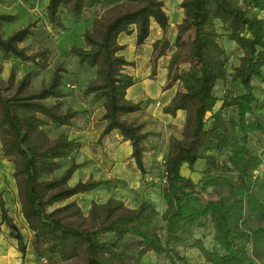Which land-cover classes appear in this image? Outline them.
Masks as SVG:
<instances>
[{
	"label": "trees",
	"instance_id": "16d2710c",
	"mask_svg": "<svg viewBox=\"0 0 264 264\" xmlns=\"http://www.w3.org/2000/svg\"><path fill=\"white\" fill-rule=\"evenodd\" d=\"M183 0L184 18L179 25L185 55L191 58L189 69L180 71L184 54L177 50L169 65L165 89L181 82L163 110L175 115L187 112L180 137L170 136L161 196L166 209L160 215L156 206L142 200L129 208L121 199L111 197L104 203L93 201L88 214L74 198L99 187L119 185L118 179L69 182L80 167L73 154L81 144L68 133L51 137L53 127H74L76 119L103 107L106 122L99 143L114 131L132 145L131 157L143 175L149 170L145 153L147 142L160 138L161 131L146 130L147 120L129 119L144 114V103L127 99L136 79L127 71L133 61L123 54L122 34L136 35V46L149 39L155 23L163 36L152 43L151 76L157 73L159 59L171 48L166 37L170 19L162 0H48L47 18L56 30H66L60 14L66 8L75 21L90 9L112 5L94 20L92 30L84 33L87 48L72 47L70 54L81 67L95 68L96 78L84 89L89 105L81 110L63 111L50 99L64 97L63 83L68 69L58 65L48 83L34 91L32 80L45 68L42 59L48 51L29 53L22 46L34 32V23L5 36L0 32V51L5 59H19L36 65L21 79L14 69L6 80L0 78V139L3 155L14 163L21 214L32 232L26 239L10 214L4 192H0V217L14 232L23 261L29 249L44 264H142L152 252L171 264H193L183 255L181 246H197L211 264H264V149L255 151L251 135L264 134V102L256 94L254 83L264 84V0ZM15 15L0 14V21L12 22ZM242 52L231 73V82L239 89L222 98L215 93L220 80L228 76L226 49L222 36ZM231 109L229 117L225 116ZM261 114H260V113ZM259 114V115H258ZM255 116L248 120V116ZM155 124H157L155 122ZM157 149V146H150ZM218 154H225L221 165ZM71 163L60 176H54L61 160ZM204 161V176L198 182L183 172L184 165L196 171ZM236 172V179L225 176ZM163 178V177H162ZM212 185H227L231 193L215 199L204 198ZM71 200V201H68ZM68 201V202H66ZM162 225L157 223V220ZM210 220L217 247L207 249L195 237V229ZM180 261V263H179Z\"/></svg>",
	"mask_w": 264,
	"mask_h": 264
},
{
	"label": "rangeland",
	"instance_id": "374dc122",
	"mask_svg": "<svg viewBox=\"0 0 264 264\" xmlns=\"http://www.w3.org/2000/svg\"><path fill=\"white\" fill-rule=\"evenodd\" d=\"M164 3L165 11L170 19V27L167 31L166 37L171 42V48L168 50L165 56L159 59L156 76L161 81L166 78V84L168 83L167 74L169 71V65L174 58L177 50L181 53H185L186 47L183 44V40L187 37L182 36L178 41L179 25L184 18V10L181 6L183 0H162ZM238 3H242L241 0H236ZM48 0H0V14L15 15L16 20L12 22L0 21V32L5 36H9L11 33L25 27L28 24L34 23L33 34L22 43V46L28 48L29 53L40 52L47 50V56L42 59V63L45 68L38 71L32 80L30 90L34 91L39 89L42 84L48 83L51 79L52 73L58 65L63 64L68 69L65 75V81L63 83L64 97L59 100L50 99L49 103L58 102L63 111L67 110H81L86 108L89 103L88 99L84 97L83 91L86 86L96 78L95 68L81 67L78 64L77 58L70 54L72 47L87 48L85 42L84 33L86 30H92L94 20L101 17L112 5L105 4L99 5L88 12H86L82 18L75 21L71 18L68 10L63 8L60 14V21L67 27L66 30H56L52 27L47 18L46 8ZM264 15V14H263ZM163 36V32L160 28L154 25L152 27L151 35L146 43L140 47L127 48L125 53L128 58L133 59V65L127 67L129 73L141 74L142 72L152 70V64L150 61L152 43ZM221 41L226 49V66H227V78L220 80L215 88V93L220 97L218 107L222 103V98L236 92L239 89L237 83L231 82L230 76L235 66L239 64L240 57L242 55L241 50L231 41L227 40L225 35L222 36ZM129 42L133 43L130 39ZM191 65V58L184 54V57L180 60L178 68L180 71L189 69ZM36 65L31 62H24L19 59L11 58L5 59L3 53L0 51V78L6 80L12 69L16 72L17 79H21L26 73L34 69ZM179 85V91H183V85L181 82H176ZM256 87V94L260 98V101L264 102V87L261 83L256 81L254 83ZM178 91V92H179ZM153 99H146L147 104L151 103ZM96 109V108H95ZM93 110V112L95 111ZM260 113V112H259ZM264 113V112H261ZM260 113V114H261ZM231 109H227L225 116L229 117ZM91 116L85 115L76 119V125L74 127H53L50 132L51 137H56L61 132H66L70 137L75 139V133L80 130H86L90 124ZM259 115V114H258ZM255 116L249 115L248 120H252ZM175 126L164 127L161 131V137L151 138L147 142L148 146V161H152L149 169H153L158 174L156 181L154 178L148 176L140 188L130 189L123 185H117L115 188L109 189L106 187H99L93 191L76 195L72 199H76L84 214H88L89 208L93 201L97 203H104L109 198L115 197L125 202L129 208L137 207L142 200L151 201L159 211L161 215L166 209L165 201L161 196V188L163 186L165 162L169 153V138L170 136L180 137L182 131L175 130ZM88 129V128H87ZM96 127L89 130L87 137L82 139L85 145L75 139L81 144L82 148L85 146L86 153L80 152L73 154V158L80 167L77 169L69 184L74 185L78 181H87L88 179L94 180H108L113 177L108 175V172L100 170V166L95 159H92L89 155V151L94 152L95 148L99 147L102 143L96 141L94 133ZM98 143V144H97ZM250 145L257 152L264 149V134L261 132L253 133L251 135ZM150 146H157V149H150ZM155 152H153V151ZM96 157V156H95ZM219 160L224 165L227 163V157L225 154H218ZM71 158H65L61 160V167L56 171L54 176H60L63 171L71 163ZM204 161H200L196 167V171L191 172L187 166L184 168V174L191 176L195 181H200L203 174ZM14 163L3 155L1 139H0V189L3 188L7 196L5 197L9 209H11V216L14 218L18 229L24 234L25 238H31L32 232L29 230L20 210V200L17 194V185L15 178L13 177ZM227 177L236 179L237 175L235 171L226 172L224 174ZM155 181V182H154ZM231 193L230 188L227 185H212L204 192V198L215 199L219 195H229ZM71 201V200H68ZM66 201V202H68ZM159 225L162 222L157 220ZM195 237L200 239L203 245L207 249H214L217 247L214 241V228L210 220H207L203 227H197L195 229ZM31 249V248H30ZM183 255L190 263L193 264H211L207 262L205 256L202 254L197 246L191 245V242L187 245L181 246ZM180 263V261H179ZM44 264V262H43ZM142 264H171L165 257L156 256L154 253H148ZM182 264V263H180Z\"/></svg>",
	"mask_w": 264,
	"mask_h": 264
},
{
	"label": "crops",
	"instance_id": "0c3cea01",
	"mask_svg": "<svg viewBox=\"0 0 264 264\" xmlns=\"http://www.w3.org/2000/svg\"><path fill=\"white\" fill-rule=\"evenodd\" d=\"M154 25L157 27L155 23ZM130 39L133 40V43L129 42ZM119 40L120 43L126 44L127 48L137 47L135 33L130 36L122 34ZM123 54L127 57L125 50ZM127 59L130 61L133 60L128 57ZM151 73L152 70L150 69L148 71L142 72L141 74L130 73L136 79V82L128 89L126 97L127 99L134 102L142 101L144 103V114L142 116L140 113L131 114L129 115V119L147 120L150 118L146 130L162 131L164 127L175 126L173 127L175 130L182 131L187 120V112L185 110H179L175 115H172L165 113L163 110V108L171 102V100L179 91V85L174 84L172 87L165 89L164 87L166 85V78L161 81L156 75L151 76ZM261 86L263 88L264 84L261 83ZM149 98L153 99V101L147 104L145 100ZM104 112L105 110L103 107L96 108L91 117L90 124L87 127L88 129L86 128V130L84 129L78 131L75 133L74 138L80 141L82 145H85L82 139L87 137L91 128L96 127L94 138L96 141H98L100 134L106 124V122L102 120ZM155 122L157 124H155ZM81 151L83 153L88 152L86 151L85 146L80 148V152ZM78 152L79 151L77 150L76 153ZM131 154V142L124 141L122 135L117 131L112 132L103 139V146L99 144V147L95 148L94 152L89 151L90 157L98 162L100 170L108 172V177L109 175H112L113 177L111 178L118 179L119 185H123L124 187L128 186L130 189H137L140 188V186L143 184V181L148 176L154 178L156 181L158 174H156L155 170L149 169L152 161H148L147 152L145 153V162L149 172L146 175H143L137 168L134 159L131 157ZM184 168L185 165L183 167V172ZM108 179H110V177ZM1 191L4 192V196L6 197V191L3 188L0 189V192ZM14 235V232L10 230L9 227H7L5 224L1 225L0 264H43V262L31 249H29L25 261H23L22 255L17 249V240Z\"/></svg>",
	"mask_w": 264,
	"mask_h": 264
},
{
	"label": "built area",
	"instance_id": "2783aa9c",
	"mask_svg": "<svg viewBox=\"0 0 264 264\" xmlns=\"http://www.w3.org/2000/svg\"><path fill=\"white\" fill-rule=\"evenodd\" d=\"M163 178H164V180H165V176H164Z\"/></svg>",
	"mask_w": 264,
	"mask_h": 264
}]
</instances>
